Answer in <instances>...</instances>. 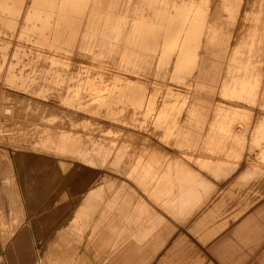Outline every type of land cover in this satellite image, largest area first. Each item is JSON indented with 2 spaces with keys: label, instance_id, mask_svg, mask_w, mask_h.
<instances>
[{
  "label": "rangeland",
  "instance_id": "1",
  "mask_svg": "<svg viewBox=\"0 0 264 264\" xmlns=\"http://www.w3.org/2000/svg\"><path fill=\"white\" fill-rule=\"evenodd\" d=\"M186 1L0 0V264H49L103 210L90 264H202L214 200L264 207V0Z\"/></svg>",
  "mask_w": 264,
  "mask_h": 264
},
{
  "label": "crops",
  "instance_id": "2",
  "mask_svg": "<svg viewBox=\"0 0 264 264\" xmlns=\"http://www.w3.org/2000/svg\"><path fill=\"white\" fill-rule=\"evenodd\" d=\"M222 203L214 200L189 226L202 264H264V207L245 210ZM167 262L166 253L158 264Z\"/></svg>",
  "mask_w": 264,
  "mask_h": 264
},
{
  "label": "bare ground",
  "instance_id": "3",
  "mask_svg": "<svg viewBox=\"0 0 264 264\" xmlns=\"http://www.w3.org/2000/svg\"><path fill=\"white\" fill-rule=\"evenodd\" d=\"M54 1V0H53ZM62 1V0H61ZM40 2V1H39ZM46 2V1H45ZM56 2V1H55ZM58 2V0H57ZM66 3V2H65ZM67 4V3H66ZM48 5V4H47ZM197 3H196V0H187L185 3H184V7L186 10V12H192L193 10H195L197 8ZM63 6V5H62ZM70 6V4H69ZM68 6V7H69ZM66 7V5H64V8ZM62 9V8H61ZM66 9V8H65ZM64 9V10H65ZM69 9V8H68ZM63 10V9H62ZM63 10V11H64ZM32 12V11H31ZM69 12V10L67 11V13ZM32 15V13H31ZM37 15V13H36ZM65 16V15H64ZM73 24V23H72ZM192 22H189L188 25L186 24V22H179L175 24L174 28L172 29L173 32L175 33H180V32H187L189 31V28L192 27ZM211 26H212V23H211ZM210 27V26H209ZM213 27V26H212ZM211 27V29H212ZM209 31V30H208ZM183 46V45H182ZM203 65V64H202ZM202 67V66H200ZM201 70V69H200ZM218 72V71H217ZM195 73V72H194ZM203 73V72H202ZM231 73V72H230ZM219 74V72H218ZM217 74V75H218ZM242 74V73H240ZM204 75V73H203ZM243 75V74H242ZM202 78V76H201ZM216 78V76L214 77ZM203 79V78H202ZM218 80V78H217ZM230 80V78H229ZM216 81V79H215ZM238 90V89H237ZM264 94V93H263ZM104 211H101L99 213V215L97 216L96 218V221L94 222L93 224V227H88L89 224L87 223V227L85 229V234H84V240H82V242L79 244L78 243V246L76 247H72L71 245L69 244H62V246H60L61 248L58 250V252L55 254V257H54V260L50 261L49 264H90V261H92V259H97V258H100L102 256V254L104 253V246H105V240L107 239L108 237V233H106L104 230V228L107 226L105 225L106 224V217H104ZM118 211V210H117ZM127 211V210H126ZM93 212V211H92ZM113 212V211H112ZM138 212V211H136ZM140 212H143V211H140ZM153 212V211H152ZM135 213V212H134ZM145 214V212L142 213V215ZM148 214V212H147ZM146 214V215H147ZM152 214V213H151ZM133 215V213L131 214V216ZM156 215V214H154ZM130 216V217H131ZM134 216H138V215H134ZM149 216V215H148ZM158 216V215H157ZM116 217V216H115ZM133 217V216H132ZM144 217V216H143ZM120 218V217H119ZM136 218V217H135ZM147 218V216H146ZM150 218V217H148ZM152 218V216H151ZM154 218V217H153ZM92 219V218H91ZM118 219V218H117ZM157 219V218H156ZM160 219V217H159ZM158 219V220H159ZM140 220V219H139ZM142 220V219H141ZM148 220V219H147ZM154 220V219H153ZM152 220V221H153ZM93 221V219H92ZM109 221V220H108ZM116 221V220H115ZM118 221V220H117ZM130 221V219H129ZM138 221V220H136ZM156 221V220H155ZM89 222V221H88ZM91 222V221H90ZM140 222V221H139ZM151 222V221H150ZM104 223V227H101V225ZM136 223V222H135ZM156 223V222H155ZM154 223V224H155ZM114 224V223H113ZM141 224V222L139 223ZM160 224V222H159ZM138 225V224H137ZM156 225V224H155ZM158 225V224H157ZM95 227V228H94ZM145 227V226H144ZM155 228V227H154ZM168 228V226H167ZM96 229V233H95V236L98 235L99 238L96 237V239L93 240V243L91 241V237H92V234L94 232V230ZM117 229V228H116ZM149 229V228H148ZM135 230V229H134ZM143 230V229H142ZM167 230V229H166ZM101 231V232H100ZM108 231V230H107ZM136 231V230H135ZM138 232V231H137ZM151 232V230H150ZM106 233V234H104ZM116 234V233H115ZM137 234V233H135ZM162 234V233H161ZM151 235V234H150ZM75 236H76V233H75ZM94 236V235H93ZM110 236V235H109ZM113 236V235H112ZM72 237V236H71ZM80 238V237H79ZM109 238V237H108ZM126 238V237H125ZM134 238V236H133ZM155 238V237H154ZM123 239V238H122ZM67 240V239H66ZM117 240V239H116ZM141 240V239H140ZM152 240V239H151ZM134 241V239H133ZM143 241V240H142ZM62 242V241H61ZM66 242V241H65ZM78 242V241H77ZM149 242V241H148ZM100 244V245H99ZM112 246V245H111ZM165 246V242L163 243V245L161 246V249ZM124 247V246H123ZM121 249V248H120ZM119 249V250H120ZM127 250V249H126ZM52 251V250H51ZM50 251V253H51ZM128 251V250H127ZM144 251V250H143ZM108 253V252H107ZM146 253V252H145ZM158 253V252H157ZM157 253L155 251L154 254L151 255L150 257V261L154 260L155 257L157 256ZM114 254V253H113ZM115 255V254H114ZM128 255V253H127ZM122 256V254H121ZM92 257V258H91ZM124 258V257H122ZM121 258V259H122ZM123 260V259H122ZM98 261V260H97ZM149 261V262H150ZM31 263H32V260H31ZM130 263V262H129ZM30 264V263H29ZM48 264V263H47Z\"/></svg>",
  "mask_w": 264,
  "mask_h": 264
}]
</instances>
